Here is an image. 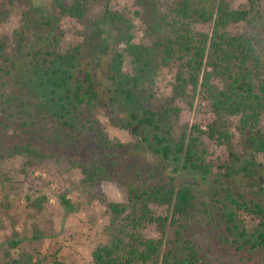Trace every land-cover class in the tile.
I'll return each mask as SVG.
<instances>
[{"label": "trees", "instance_id": "16d2710c", "mask_svg": "<svg viewBox=\"0 0 264 264\" xmlns=\"http://www.w3.org/2000/svg\"><path fill=\"white\" fill-rule=\"evenodd\" d=\"M95 1L46 0L44 6L40 3L31 6L28 9L31 18L29 25L21 24L13 30L9 42L0 40V64L4 65L0 67V72L3 75L13 72L17 74L15 77H21L17 73L20 67L16 66V60L23 59L25 50L28 56L30 51L36 49L29 32L31 25L38 20L47 34L46 41L39 34L37 36L44 47H48L42 61L49 68V72L45 73L58 75L59 79L51 82L52 86L64 88V91L59 93L54 89L49 101L44 100L42 87L48 80H37V72L33 73L26 83L39 81V91L29 87L30 93L33 91L37 98V107L48 113L55 124L64 127L71 128L70 119L77 121L84 118L82 126L93 134L95 148L107 151L112 143L99 127L96 110L109 93L124 94L122 102H126L145 87V68L148 66L145 57L149 52L144 45L133 42L132 21L124 17L123 10L113 11L110 6L113 0H97L101 19L92 24L99 26L95 27V31L106 26H109L106 27L108 30L115 29L112 49L105 60L97 62L95 53L85 57L81 43L61 52L60 42L64 36L60 29L61 20L67 18L76 23L82 22ZM260 1L248 0L244 7L233 9L225 0H172L158 15L159 22L166 30L160 44V65L173 71L170 95L158 105L147 104V99L159 100L150 88L146 90L145 102L135 111H129L124 128L133 140V147L148 150L164 166V171L176 163L172 172L181 177L184 175L178 170L179 166L187 173L208 174L209 166L205 162L208 148L204 140L231 148L235 135L240 141H245L242 146L252 157L249 167H255L254 159L264 157V23L261 22ZM133 14L137 16L138 13ZM203 24H210L209 32L197 30L196 27ZM243 26L250 32L239 30ZM34 32L38 33L37 30ZM36 55H41L40 51ZM126 62L129 63L130 73L125 70ZM69 81H72L71 85ZM215 81L222 87L210 103L211 118L206 131L193 126L188 132L184 130L179 138L172 139V126L178 122L181 112L191 109L199 89L202 94L207 92L208 96L215 87ZM104 83H109L113 89L104 87ZM0 85V104L12 108V100H17L18 106L24 107L20 114L31 116L16 93L7 96L5 84ZM114 147L123 148L120 144ZM7 155L22 160L21 173L24 174L26 190L30 194H38L41 185L30 176L53 155L38 145L35 138L15 145ZM70 168L79 170L81 182L86 187L108 181V171L100 160L70 161ZM218 169L222 171V176L230 177L227 167L219 166ZM28 170L29 173L26 172ZM166 179L163 177L155 183L142 181L124 185L125 202L107 205L112 233L106 244L97 245L91 252L93 264H205L197 247L189 238L182 237L179 230L187 232V222L193 218L198 205L204 208L206 216L209 209L206 204L196 201L195 188L188 182L177 185L175 177L170 175ZM213 196L217 197L218 194L213 192ZM44 201L45 198L36 197L32 207L40 212ZM210 202L213 207L219 206V228L224 226L228 232L239 231L238 236L243 241L236 238L232 242L238 251L249 247L254 249L257 244L264 247V208L260 204L248 205L240 194L234 196L229 189L224 190L223 200L210 199ZM58 203L64 210L73 211V205L65 195H59ZM156 209H163L164 215H155ZM237 212L257 217L260 222L254 234L248 235L244 227H240L242 221L238 219ZM205 224H210V221L207 219ZM149 225H156L162 234L166 227L174 229L175 238L169 242L171 247L168 250L163 249L161 240L146 239L142 235ZM33 238H39L38 233H34ZM19 244L16 234L12 233L7 249L15 252L4 251L1 264H41L37 253L23 252ZM52 264L62 263L54 257Z\"/></svg>", "mask_w": 264, "mask_h": 264}, {"label": "rangeland", "instance_id": "374dc122", "mask_svg": "<svg viewBox=\"0 0 264 264\" xmlns=\"http://www.w3.org/2000/svg\"><path fill=\"white\" fill-rule=\"evenodd\" d=\"M141 1L143 5H140ZM170 1L172 0L111 2L113 11L123 10L124 17L132 21L133 42L144 45L149 53L145 57L148 63L145 68V87L141 88L131 101L126 102H122L124 94L109 93L104 97L100 108L96 110L99 127L104 130L112 143L107 151L95 148L93 134L82 126L84 118L77 121L70 119L71 128L64 127L55 124L48 113L42 112L41 108L37 107V98L32 94L33 91L30 93L29 87L39 91V81L26 83L33 73L37 72L35 78L37 80H40L39 78L48 80L42 87L44 100L49 101L52 96L51 91L54 89L59 93L64 91V88L52 86L51 82L57 81L58 75L45 73L49 72V68L42 61L48 47H44L37 36L39 34V37L46 41L47 34L43 32L38 20L31 25L30 32L28 31L36 49L30 51L28 56L25 50L23 59L16 60V66L20 67L17 73L21 77H15L17 74L13 72L10 75H3L0 72V84L4 83V90H8L6 95L16 93L31 114V116L20 114L24 107L18 106L17 100H12V108L0 104V264L3 262L4 251L15 252L7 249L12 233L16 234L20 242V250L28 254L37 253L42 260L41 264H52L54 257L62 264H93L91 252L97 245L106 244L112 233L107 205L125 202L124 185L127 183L142 181L155 183L163 177L166 179L168 175L175 177L177 185L188 182L193 186L196 201L206 204L209 209L206 216L203 213L204 208L198 205L193 218L187 222L185 228L187 232L179 230L182 232V237L189 238L197 247L205 264H264V247L257 244L254 249L249 247L238 251L232 242L236 238L243 241L238 236L239 231L228 232L223 228L224 226L219 228V206L213 207L210 202V199L223 200L224 190L229 189L234 196L240 194L248 205L257 203L264 208V157L254 159L255 167H249L248 163L252 157L242 146L245 141H240L238 135L233 138L231 148L204 140L208 148L205 162L209 166V173L192 171L189 174L179 166L178 170L184 175L181 177L172 172V167H175L176 163H172V166L164 171V166L160 165L148 150L140 146L134 148L133 140L124 128L128 122L129 111H135L145 102L146 90L150 88L155 98L159 100L155 102L147 99V104L151 102L158 105L170 95L173 71L160 65L162 57L160 44L163 42L166 30L158 20V15L163 13L166 4ZM225 1L233 9L244 7L248 2V0ZM37 3L44 6L46 0H0V20H3V23H0V40L9 42L13 30L21 24L29 25L31 18L28 9L38 5ZM260 3L261 22L264 23V0ZM98 5L96 0L82 22L76 23L67 18L61 20L60 29L64 34L60 42L61 52L81 43L84 46L85 57L95 53L97 62L105 60L106 54L112 49L115 29L108 30L106 27L109 26H106L94 30L99 26L92 24L101 19ZM134 12L138 13L137 16L133 14ZM196 28L199 32L207 33L210 24L199 25ZM240 29L250 32L245 26ZM36 30L37 34L34 32ZM37 51H40L41 55H36ZM3 66L0 64V67ZM129 69V63L126 62L127 73H130ZM20 70L25 72L22 73ZM69 83L71 85L72 81ZM104 84V87L113 89L109 83ZM214 86L208 96L207 92L202 94L200 89L198 90L191 109H184L178 122H174L171 130L172 139L179 138L184 130L188 132L193 126H199L201 131H206V125L211 118L210 103L222 87L216 81ZM35 112L38 113L34 114ZM33 138L48 154L53 155L30 176L41 185L38 194H30L26 190L24 174L21 173L22 160L7 155L15 145ZM118 144L123 148L114 147ZM93 160L104 162L109 177L108 181L100 182L90 188L82 184L79 170L70 168V161ZM219 166L228 168L229 178L222 176ZM26 172L29 173V170ZM213 192L218 196L214 197ZM61 194L72 203V212L64 210L58 203ZM36 197H43L46 200L40 212L32 207ZM154 213L157 216L164 215L163 209H156ZM237 214L238 219L242 221L240 227H244L246 234H254L260 222L257 217L242 212ZM207 219L210 221L208 225L205 224ZM34 233H38L39 238L34 239ZM142 235L146 239L161 240L164 250L171 247L169 242L175 238L174 229L166 227L165 233L162 234L157 230L156 225L147 226L142 231ZM13 258L16 259V256Z\"/></svg>", "mask_w": 264, "mask_h": 264}]
</instances>
